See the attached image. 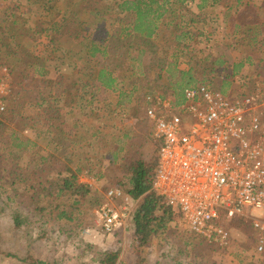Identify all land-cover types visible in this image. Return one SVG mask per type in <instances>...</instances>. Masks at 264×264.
Instances as JSON below:
<instances>
[{"label":"trees","instance_id":"trees-1","mask_svg":"<svg viewBox=\"0 0 264 264\" xmlns=\"http://www.w3.org/2000/svg\"><path fill=\"white\" fill-rule=\"evenodd\" d=\"M24 1L27 14L40 22L38 12L52 16L44 37L57 48L78 45L79 56L49 79L42 53L27 52L13 34L30 31L23 28L24 16L15 14L20 5L0 9V67L11 76V96L0 113V255L14 264H66L67 252L37 259L34 246L51 226L79 239L85 217L103 202L79 183L81 175H94L103 194L117 186L137 202L126 232L114 234L115 246L96 263L151 264L153 243L168 247L180 215L152 190L160 146L153 125L139 119L145 98L158 95L179 107L186 90L204 85L230 100L252 95L255 82L264 84V0H118L115 6L106 0ZM77 4L102 20L85 32ZM219 15L224 39L205 26ZM28 130L46 138L53 151L39 152ZM106 173L110 183L103 180ZM220 225L250 228L252 239L255 234L241 217H222ZM187 236L185 249H195L196 239L206 244ZM163 259L155 264H174ZM190 264L201 262L192 258Z\"/></svg>","mask_w":264,"mask_h":264},{"label":"built area","instance_id":"built-area-1","mask_svg":"<svg viewBox=\"0 0 264 264\" xmlns=\"http://www.w3.org/2000/svg\"><path fill=\"white\" fill-rule=\"evenodd\" d=\"M255 87L252 95L230 100L200 86L186 90L179 107L169 98L146 97L139 119L153 125L160 146L152 190L179 213L182 226L207 245L226 249L230 235L221 218L247 219L254 251L264 255V84ZM10 96V72L0 68V113ZM79 183L91 188L98 178L81 175ZM136 203L117 186L109 188L93 212L99 230L125 233Z\"/></svg>","mask_w":264,"mask_h":264},{"label":"rangeland","instance_id":"rangeland-1","mask_svg":"<svg viewBox=\"0 0 264 264\" xmlns=\"http://www.w3.org/2000/svg\"><path fill=\"white\" fill-rule=\"evenodd\" d=\"M106 1L110 6H115V4L118 2V0ZM25 3L26 2L24 0H0V9L7 10L9 9L10 4L20 5V8L15 10V14L24 16L23 20L25 21V25L23 28L27 27L30 31L28 33L24 32L23 34L19 35L17 31H14L13 34L16 37L18 36L17 41L19 42L20 47L22 46V48L27 52L30 51L37 56L42 53L41 57H44V65L48 72V78L56 79L58 75L69 70V63L77 62L79 47L72 42L67 44L64 43L62 45L63 47L61 46L63 50L57 49L55 45L53 46L51 42H54V40L50 42L47 41V39L44 38V33H42L44 30H49L47 27L49 22L52 21L50 20L52 16H49L46 13L40 14L38 12V16H43L42 19L44 20L40 22L37 15L32 14L34 16H31L30 14H27L26 11L29 6ZM57 4L62 6V3L57 2ZM77 7L81 13L80 19L82 20L83 24L86 25L84 26L85 32L90 27H94L95 24L102 20V18L96 16L95 12H93L91 8L82 6L80 4H77ZM114 9L115 8H110L108 10L110 15L109 22H113L115 20V14L113 12ZM244 14H247L246 16L251 18L250 12H245ZM205 26L207 31L215 32L217 38L224 39L227 37V31L224 29L222 16L219 15L217 17H211L208 19V24ZM35 29L37 31L33 33V30ZM103 34L104 31L101 29L98 35L102 36ZM55 37L57 38V33H55ZM48 44H51L49 48ZM12 47L13 45L11 46V49H13ZM201 47L204 49L207 48L203 45ZM17 51L21 52L22 50L20 51L19 48H17ZM25 134L29 139H32L36 143L39 152L46 154L48 151H53L54 147L48 145V140L46 138L37 136L31 130H28ZM103 180L105 183H110L112 177L109 173H106V176ZM102 188L103 186L101 185H94L91 187L94 193L97 194L96 196H100L101 198L103 197V202H105V194L109 189L103 194ZM116 205L120 206V202L116 201ZM96 209L97 208L94 210ZM94 210H91L87 217H85L86 225L84 229L81 230L79 239L75 234H70V236L66 235L65 233L59 234L57 228H51L53 226L49 227V230H47L46 234L41 237L39 243L34 246L37 259L45 258L52 260L53 257H56L57 259L59 255L67 252L65 253L68 259L66 264H97L96 262L98 255L107 247H114L117 242V238L114 235H105L99 230V227L96 225L94 219ZM245 213L249 215L251 214L252 216L259 215L258 212L251 210H246ZM4 224L5 222L0 225V231H3ZM176 225V228H172L168 232L172 241L170 242L169 240L168 247L166 249H164L163 245L160 243H153L150 257L151 264H155V262H158L163 258H166L163 259L165 262H168V260L171 259L174 264H190L192 258L194 260H199L201 264H264V255H257L254 251L252 231L250 228L244 232L238 231L230 226H228V229L225 228L230 235V245L226 249L212 247L207 244L204 245L199 239H196L197 243L194 246L195 249H185V247H187L185 242L189 238L187 234L190 232L186 230L184 226H182L180 219ZM84 230L87 231L84 232ZM77 239L80 241V243H78ZM127 243H129V239H125L124 237V252L125 255L128 256L129 247ZM188 247H190V244ZM0 264L14 263L0 255Z\"/></svg>","mask_w":264,"mask_h":264},{"label":"crops","instance_id":"crops-1","mask_svg":"<svg viewBox=\"0 0 264 264\" xmlns=\"http://www.w3.org/2000/svg\"><path fill=\"white\" fill-rule=\"evenodd\" d=\"M44 38H46V36H45ZM47 41H49V42H50V39L48 38V39H47ZM66 44H67V43H66ZM66 44H65V45H66ZM49 46H50V44H48V47H49ZM62 47H63V46H62ZM62 47H60V48H57V49H61V50H63V48H62ZM78 56H79V49H78Z\"/></svg>","mask_w":264,"mask_h":264}]
</instances>
